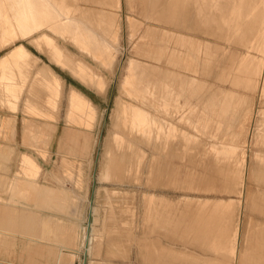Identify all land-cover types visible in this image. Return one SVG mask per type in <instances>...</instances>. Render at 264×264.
Returning a JSON list of instances; mask_svg holds the SVG:
<instances>
[{
	"label": "rangeland",
	"instance_id": "rangeland-1",
	"mask_svg": "<svg viewBox=\"0 0 264 264\" xmlns=\"http://www.w3.org/2000/svg\"><path fill=\"white\" fill-rule=\"evenodd\" d=\"M9 1L0 0V43L14 35L16 39L0 45V58L16 43H24L36 58L33 65L24 66L22 62L15 71L18 79L15 82L19 86L14 92L16 109L33 115L31 108L34 106L37 114H54L57 119L50 121L52 119L34 115L40 122L39 129L41 126L53 127L52 158L48 162L40 158V162L49 170L58 156L59 141L71 131L67 111L74 86L95 106L90 128L96 129L98 139L90 165L81 163L82 171L76 174H82L78 190L88 196L83 232H90V221L95 217L92 207L98 204L102 214L105 208L113 206L118 213L117 221L111 225L113 230L122 225L132 236L128 257L110 255L106 243L99 254L93 255L88 253V246L82 245L74 249L77 256L73 264H92V260L102 264H151L139 255L138 245L144 242L142 239L146 234L151 236L150 249H163L160 252L164 253L162 257L166 264H183V260L173 261L183 252L192 258L198 257L202 264H207L206 260L212 264V260H216L212 251L206 252L191 243L186 244L189 251H185V244L175 239L180 237L181 231L179 209L190 202L195 205L191 208L190 226L204 225L203 216L211 211L212 227L220 225V220L228 224L232 220L231 225H238L237 264L241 252L252 241L251 228L264 225V0H164L161 9L152 11V17L146 16L142 0H60L64 15L69 13L77 18L80 7L83 8L82 13L87 16L79 27L90 25L95 32L85 36L88 41L82 42L80 37L84 34L73 31L76 24L73 27L71 20L58 21L55 14L49 18L55 16L53 28L47 22L49 19L44 18L37 30L53 36L57 51L62 57L67 56L76 68L65 58L53 59L31 43L29 37L24 38L28 30L23 34L24 29L18 26L12 33ZM189 11L195 15L197 27L178 24ZM63 25L68 28H60ZM155 46L167 48L160 58L150 56L149 51ZM130 64L132 69H128ZM1 66L6 69L0 70L3 87L0 141L6 133L5 141L16 143L14 128L5 123L7 116H12L7 115L6 110L14 109L6 101L7 84L11 82L4 76L12 71H8L7 64ZM37 73L43 76L40 81H49L51 87L32 84ZM55 75L63 80L59 94L53 88L55 80L52 77ZM126 78L130 81V92L139 93L144 100L123 89L121 82ZM120 98L138 103L164 118H174L172 123L165 124L162 132L166 139L181 132L187 142L183 146L185 151H193L200 141L208 144L209 139H214L212 155L217 162L235 165L236 173L242 176L240 192L214 188L205 192L206 188L199 189V185L187 182L196 175L197 167L186 155L173 157L174 171L161 175L153 169L160 156L159 150L113 123L114 109ZM22 103L24 108H18ZM123 122L133 123L128 118ZM212 128L215 136H212ZM139 129L145 130V127ZM110 133L117 146L128 149L130 154L128 165L131 162V170L123 181L116 180L115 176L114 179L99 177L104 157L110 158V152L106 150ZM232 141L237 143L234 144L236 149L230 144ZM134 162L138 169L134 168ZM5 167L8 169L9 165ZM0 185L7 187V180L0 178ZM252 201L262 206L256 208ZM219 207L227 212L221 215ZM199 212L202 219L197 220L195 215ZM221 257L226 260L229 256Z\"/></svg>",
	"mask_w": 264,
	"mask_h": 264
},
{
	"label": "bare ground",
	"instance_id": "bare-ground-1",
	"mask_svg": "<svg viewBox=\"0 0 264 264\" xmlns=\"http://www.w3.org/2000/svg\"><path fill=\"white\" fill-rule=\"evenodd\" d=\"M163 1L164 0H142L141 2L145 3L146 16L152 17V11L155 12L161 9L164 5ZM8 3L12 10V14L9 16L11 17L9 23L12 24V27L9 29L12 33H15V28L18 26L24 29L23 34L25 30H28V34L23 35L24 38L29 37L31 43L38 46L44 52L49 53L53 59L58 58L61 60V58H65L67 62H70V65L76 68L67 56L62 57L60 52L57 51L55 38L46 32H39L37 29H40L38 28L40 20L44 18L49 19L51 14H55L58 21L65 20L69 22L71 20L72 23H74L73 27L76 24V27L73 28L74 33L78 31L84 34L83 37H80V41L86 42L88 39L85 36L95 32V29L90 25L82 29L79 27L80 24L84 23V17L87 16L82 13L83 8L80 7V15L75 18L69 15V13H65L64 15L61 11L60 0H10ZM121 6L122 5H120V7ZM72 8L73 6L71 5V9ZM55 16L47 21L51 24V28H53L55 23ZM194 17V13L189 11L188 15L181 21L179 20L180 22L178 24H184L189 28L197 27L198 25H196L197 22ZM60 28L67 29L68 26L63 25ZM14 37L15 35L1 41L0 45L4 46L11 43L16 39ZM195 49L196 51L198 50V48ZM165 50H167L165 46L163 48L155 46L149 53L151 57L160 58ZM35 59L33 53L24 43L14 44V46L0 58V66L7 64L9 68L8 71H12V74L5 75L4 77L9 78V82H11L7 84L8 98L6 101L8 106L12 107L14 110L17 107V97L14 92H16L15 90H18L17 87H19L18 83H16L18 79L15 71L22 62L24 66L33 65ZM168 60L170 62V56H168ZM129 68H133L132 64H130L128 69ZM5 69L6 66H1L0 70L2 71ZM216 69L217 65H215V70ZM41 77L43 76L37 73L33 78L32 84L40 83L43 87H51L49 81L41 82L40 80H43ZM52 78L55 80V84H53L55 93L59 94L58 92L62 89L63 80L56 75ZM129 82L128 78L123 79L121 82L123 89L133 96L144 100L139 93L130 92L128 88ZM2 92L3 87L0 84L1 104L3 103ZM70 92L67 119L75 126L71 125L70 133L59 141L56 150L58 156L56 160H53L54 164H52V167L46 170L40 162V158H44L47 162L52 158L51 153L53 151H51L50 145L52 142L53 127L49 125V127L41 126L38 138H36L37 135L35 136L39 143V147L36 149L38 153L35 151L37 154H23V161L21 164L22 172L16 174L17 177L8 178V176H1L0 173V178H5L8 185L5 188H1L0 185V239L1 242L2 239L5 241L7 235L15 233L12 231L14 227L11 226V223L12 220L16 218V210H12V207H22V209L17 212V217L20 219L19 230L24 233L27 241L24 243V249L22 248L23 252L19 255V262H21V264H73L75 256H77L76 250H74L75 248L78 249L82 245L85 247L88 246V253L93 255V253L99 254L105 243L108 244V252L110 255L118 254L128 257L127 250L129 249L132 236L130 232L123 230L122 225L113 230L114 227L111 225H114V222L118 219V213L113 206L109 209L105 208V213L102 214L99 205L94 204L95 206L93 205L92 209L95 217L94 220L90 221V232L88 234L83 232V219L86 215H84V212L88 196L85 192L78 190V187L82 184V174H76L82 168L81 163L88 162V166L90 165L93 151L98 141L96 129L90 128V125L93 124L91 118L93 113L92 110H95V106L92 101H90L89 97L78 88L73 86ZM51 99L54 98L51 97ZM28 108L30 109V107L26 109ZM34 108V106L31 108L33 110V115L39 116L40 118L52 119L50 121L57 120L54 114L50 113L52 115H44L41 113L42 116L37 114ZM244 108L245 105L242 107V111ZM223 109H225V107ZM125 118L131 119L133 122L131 123L132 125L123 122ZM8 119L5 123L12 126L14 119L12 117ZM173 119L174 118L170 117L164 118L158 113L146 110L138 103H130L120 98L117 100L114 109L113 123L115 126H118L127 133H131L137 139L144 141L148 145H154L155 148L159 150L160 156L155 166L153 165V169H156L161 175L167 171L175 170L174 156L183 157L186 155L197 167L196 175H193L192 179H188L187 182L199 185V189L206 188L204 189L205 192L212 190V188L215 190L240 192L241 187H239V183L242 180V176L236 173V167L232 162L220 163L215 160V157L212 155V147L215 146L214 139H209L208 141L211 142L208 144L200 141L196 148L190 152L183 150V146L187 142L181 132L176 133L175 137L166 139V134L162 132V129L165 127L166 123H172ZM233 120H235V118ZM139 127H145V130L139 129ZM215 135L212 128V136ZM114 140V135L112 136V133H110L106 146V150L110 152V158L107 159L104 157L99 177L100 179H114L113 177L115 176L116 180L123 181L129 176L128 171L131 170V162L128 165L130 154L128 149L119 148ZM4 143L5 142H3V144ZM230 144L234 146L233 148H237V145H234L237 144L236 142L232 141ZM0 160H4L0 168L5 170L4 165L8 162V148L6 147V143L2 145L0 142ZM133 164L134 168H139L137 162ZM156 184H158V181ZM107 193L110 194L111 192L107 190ZM252 205L256 208L262 206L259 202L253 201ZM194 206L195 205L190 202L179 209L181 231L179 233L180 237L178 238L176 236L177 233L175 239L177 238L185 244L183 248L185 251H189L186 247L187 243L198 246L206 252L212 251V257L216 258V260H212V264H235L237 253L236 245L238 242L237 236L239 231L238 225H231L232 220L229 221V224L220 220V225L215 224L212 227L211 211L205 213V216H203L205 221V223H203L204 225L198 226L196 224L190 226L189 221L192 217L191 208ZM219 208L221 215L227 212L222 207ZM200 215V212L197 213L195 219H202ZM100 224L101 227L98 226ZM205 234L207 236H204ZM2 235H6V237ZM251 235L252 241H250L246 249H243L241 252L237 264H264V225L253 226L251 228ZM150 238L151 236L146 234L142 239L144 242L138 245L139 255H141L143 260L147 263L166 264L167 261H164L162 257L164 253L160 252L163 249L158 251H154L152 248L150 249V245L148 244ZM212 240L214 241L213 243ZM5 243L6 242H4V244ZM222 255L229 257L226 260H221ZM177 260H183V264H202L201 259L196 256L192 258L187 252H183L179 258L173 259V261ZM163 261L164 263H162ZM173 261L170 262L172 263ZM205 262L208 264L207 260ZM92 264L102 263L92 260Z\"/></svg>",
	"mask_w": 264,
	"mask_h": 264
},
{
	"label": "crops",
	"instance_id": "crops-1",
	"mask_svg": "<svg viewBox=\"0 0 264 264\" xmlns=\"http://www.w3.org/2000/svg\"><path fill=\"white\" fill-rule=\"evenodd\" d=\"M23 100H24V97H23ZM23 103H24V101H23ZM23 103L20 104L18 106V108L19 107L24 108ZM6 112H7V115H12V116H7L8 118L9 117H12V118L15 117L13 120L14 123L11 127L14 128L13 132H15L17 142L16 143L14 141L8 142V141H5L4 138L1 139L0 142L2 143V145H4L6 143V147L8 148V162H7V164L9 165V168L7 169L5 167L6 165H4V167L7 170H2V168H0V173H1V176H4V177L8 176V178H13L14 176H16V174H20L22 172V168L20 167V165L22 164L21 159L23 161V154H25V153L26 154H31V153L35 154L37 152L36 149L39 147V143H38V140L36 138H38V133L40 130L39 129V123L40 122L36 121V116H34L32 114H28V113H23V111H20V110L14 111L11 109H7ZM39 118L37 117V119H39ZM23 120H25V123L23 122ZM27 125H28V127H27ZM35 136H36V138H35ZM3 142H5V143L3 144ZM24 149H26V151H24ZM3 162H4V160H0V166L3 164ZM9 175H10V177H9ZM20 209H22V207H17V206L12 207V210H16V218L13 219L12 223H11V226L16 228V229H14V228L12 229V231L15 233H12V234L10 233V235H7V239L5 241H3L4 239H2V242H1V239H0V262H1L0 264H6V263L7 264H14V263L15 264H21V262H19V255H20V253L23 252L24 243L27 240H26L24 233L22 231L20 232V230H19L20 219H19V217H17V212ZM17 227H18V229H17ZM2 236L6 237V235H2ZM22 240H23V242H22ZM4 242H6V243L4 244ZM16 251H17V253H16ZM16 254H17V256H16ZM12 259H13V261H12Z\"/></svg>",
	"mask_w": 264,
	"mask_h": 264
}]
</instances>
